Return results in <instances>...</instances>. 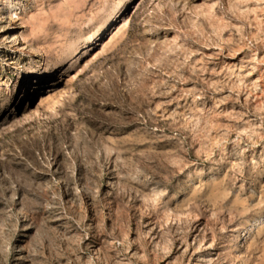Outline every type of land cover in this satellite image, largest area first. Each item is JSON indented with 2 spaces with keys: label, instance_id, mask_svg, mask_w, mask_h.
Here are the masks:
<instances>
[{
  "label": "rangeland",
  "instance_id": "rangeland-1",
  "mask_svg": "<svg viewBox=\"0 0 264 264\" xmlns=\"http://www.w3.org/2000/svg\"><path fill=\"white\" fill-rule=\"evenodd\" d=\"M0 264H264V0H0Z\"/></svg>",
  "mask_w": 264,
  "mask_h": 264
},
{
  "label": "bare ground",
  "instance_id": "bare-ground-1",
  "mask_svg": "<svg viewBox=\"0 0 264 264\" xmlns=\"http://www.w3.org/2000/svg\"><path fill=\"white\" fill-rule=\"evenodd\" d=\"M113 32H114V31H113ZM11 37H12V38H11L12 41L15 40V38H16V36H15L14 33L11 34ZM74 50H75V49H74ZM40 86H41V85H40ZM33 88H34V90L39 89V83H34ZM30 90H31V88L28 90L27 95H29ZM32 90H33V89H32Z\"/></svg>",
  "mask_w": 264,
  "mask_h": 264
}]
</instances>
